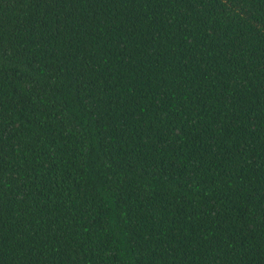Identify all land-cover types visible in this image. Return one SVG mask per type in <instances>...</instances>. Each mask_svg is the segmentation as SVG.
<instances>
[{
    "label": "trees",
    "instance_id": "trees-1",
    "mask_svg": "<svg viewBox=\"0 0 264 264\" xmlns=\"http://www.w3.org/2000/svg\"><path fill=\"white\" fill-rule=\"evenodd\" d=\"M0 264H264V0H0Z\"/></svg>",
    "mask_w": 264,
    "mask_h": 264
}]
</instances>
